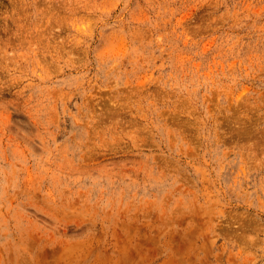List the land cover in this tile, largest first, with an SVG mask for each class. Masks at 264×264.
<instances>
[{"label": "rangeland", "instance_id": "1", "mask_svg": "<svg viewBox=\"0 0 264 264\" xmlns=\"http://www.w3.org/2000/svg\"><path fill=\"white\" fill-rule=\"evenodd\" d=\"M0 264H264V0H0Z\"/></svg>", "mask_w": 264, "mask_h": 264}]
</instances>
